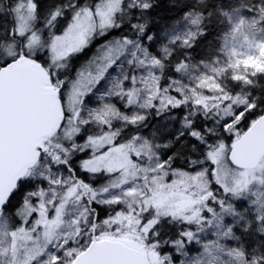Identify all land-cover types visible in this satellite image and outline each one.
<instances>
[{"label": "snow or ice", "instance_id": "obj_1", "mask_svg": "<svg viewBox=\"0 0 264 264\" xmlns=\"http://www.w3.org/2000/svg\"><path fill=\"white\" fill-rule=\"evenodd\" d=\"M155 3L0 0V264H264V0Z\"/></svg>", "mask_w": 264, "mask_h": 264}, {"label": "trees", "instance_id": "obj_2", "mask_svg": "<svg viewBox=\"0 0 264 264\" xmlns=\"http://www.w3.org/2000/svg\"><path fill=\"white\" fill-rule=\"evenodd\" d=\"M43 2L48 6H54L55 3L59 2V0H43ZM219 2L223 3L225 0H219ZM237 3H242V0H236ZM205 3H210V0H205ZM185 11V6L182 4V0H156V3L153 5V8L150 10V15L154 18L153 23L150 25V28L157 33L158 42L162 37H159V33L163 31L165 27L168 26V23L174 20L179 19L182 12ZM213 30L210 31L204 38L198 41L197 45L194 46V49L189 50L194 55L195 59H201L204 54L207 53L209 47V41H213L216 35L215 32V23L210 25ZM102 39V38H101ZM166 42V41H165ZM96 41L93 42V47L95 46ZM15 45H13V48ZM8 51V44L6 42H0V55H5ZM91 55V53H89ZM81 59H84L82 56ZM73 70L77 66V62H72ZM70 72V73H71ZM252 85L238 88L237 92L240 94H249L253 97H261L264 98V77L256 76L253 80ZM158 120H162L157 118L156 116L149 117L150 124H155ZM213 118L209 116L208 120L204 118L203 115L199 116L197 123L201 125L208 124L209 127L212 126ZM169 125L170 130L163 133L161 136L162 141H166L168 139H172L176 134V129L179 128L178 121H165L162 127L168 128ZM187 139V137H185ZM178 145H173L171 149H168V152L174 151ZM75 159V158H74ZM100 182V181H98Z\"/></svg>", "mask_w": 264, "mask_h": 264}, {"label": "rangeland", "instance_id": "obj_3", "mask_svg": "<svg viewBox=\"0 0 264 264\" xmlns=\"http://www.w3.org/2000/svg\"><path fill=\"white\" fill-rule=\"evenodd\" d=\"M13 49H14V48H13ZM72 68H73V66H72V67H71V66H69L67 69H64V70H66V71H68V72L70 73V72H71V70H73ZM254 78H255V77H250V79H252V80H253ZM157 118H160V119H162V120L164 119V117H163V116H161V117H157Z\"/></svg>", "mask_w": 264, "mask_h": 264}, {"label": "water", "instance_id": "obj_4", "mask_svg": "<svg viewBox=\"0 0 264 264\" xmlns=\"http://www.w3.org/2000/svg\"><path fill=\"white\" fill-rule=\"evenodd\" d=\"M258 134L264 135V127L258 129Z\"/></svg>", "mask_w": 264, "mask_h": 264}]
</instances>
